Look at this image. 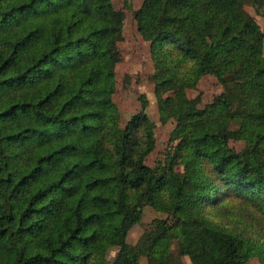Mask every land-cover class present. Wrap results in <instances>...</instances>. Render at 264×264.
<instances>
[{
	"label": "trees",
	"instance_id": "trees-1",
	"mask_svg": "<svg viewBox=\"0 0 264 264\" xmlns=\"http://www.w3.org/2000/svg\"><path fill=\"white\" fill-rule=\"evenodd\" d=\"M250 1L264 5L135 12L160 119L176 122L175 150L152 167L147 99L123 126L114 102L113 1L0 0V264H140L128 235L147 206L165 215L147 264H264V33ZM208 75L224 91L200 107L188 90Z\"/></svg>",
	"mask_w": 264,
	"mask_h": 264
},
{
	"label": "rangeland",
	"instance_id": "rangeland-1",
	"mask_svg": "<svg viewBox=\"0 0 264 264\" xmlns=\"http://www.w3.org/2000/svg\"><path fill=\"white\" fill-rule=\"evenodd\" d=\"M112 1L116 18L123 24V39L119 41L116 52L117 90L114 102L119 109L120 122L123 126L141 108L140 97L144 96L147 99V112L156 126V146L147 157L146 162L155 167L164 164L168 156L175 150L177 142H172L170 139L176 122L169 120L163 123L160 119L153 80L154 64L151 58V43L142 38L135 20V12L141 7L144 0H130L128 3L126 0ZM257 8L252 1L245 5V9L254 17L264 33V5L259 7L260 11ZM223 91L222 83L215 76L208 75L201 78L196 88L188 90V96L191 99H198L199 106L204 107ZM242 106L246 109L250 108L247 93L242 95ZM230 144L239 151L245 147L243 142L232 140ZM159 216L165 217L154 208L145 207L142 220L133 227L128 235V242L133 244L141 254L140 264H147L146 254L156 237L153 220ZM173 251L177 253L176 245L173 246ZM115 254L116 252L112 251L110 258ZM183 260L186 262L187 258L184 257ZM248 264H261V262L253 256Z\"/></svg>",
	"mask_w": 264,
	"mask_h": 264
}]
</instances>
